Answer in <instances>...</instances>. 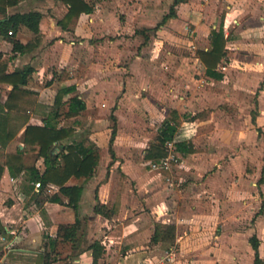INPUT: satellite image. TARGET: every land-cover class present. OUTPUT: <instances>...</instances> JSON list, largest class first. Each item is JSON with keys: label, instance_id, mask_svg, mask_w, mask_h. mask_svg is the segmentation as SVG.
<instances>
[{"label": "crops", "instance_id": "crops-1", "mask_svg": "<svg viewBox=\"0 0 264 264\" xmlns=\"http://www.w3.org/2000/svg\"><path fill=\"white\" fill-rule=\"evenodd\" d=\"M86 1L91 12L65 27L62 0L0 7V22L15 13L42 14L38 35L24 25L15 33L22 50L0 32V263L92 264L97 243L98 264H256L255 236L264 264V0ZM172 8L174 16L163 22ZM220 28L226 52L216 71L223 78L214 79L199 54L210 46V31ZM166 40L172 46L165 51ZM15 71L26 72V82L18 83L24 93L10 97L13 85L4 77ZM229 83L241 96L255 89L250 121L256 144H246L240 128L235 143L202 139L220 134L216 128L187 137L179 123L183 112L196 110L194 123L240 116L239 107L225 113ZM72 97L85 104L76 116L66 115ZM51 115L57 129H73L54 142V157L78 142L93 143L98 152L89 177L66 183L82 186L77 209L57 185L37 190L25 169L12 174L7 165L23 152L26 167L45 171L24 131ZM168 120L177 130L163 145L166 154L147 158ZM177 142L192 151H178ZM169 153L175 158L167 167H152ZM184 168L194 170L186 187L175 177ZM73 224V236L65 238L60 227Z\"/></svg>", "mask_w": 264, "mask_h": 264}, {"label": "trees", "instance_id": "trees-1", "mask_svg": "<svg viewBox=\"0 0 264 264\" xmlns=\"http://www.w3.org/2000/svg\"><path fill=\"white\" fill-rule=\"evenodd\" d=\"M21 0H0V7L3 11L8 6L17 4ZM68 5V12L65 17L60 21V24L65 27L68 23H75L80 14L83 12H91L92 7L88 4L86 0H62ZM184 0H176V2ZM174 16V9L170 10V13L166 15L163 19V22L168 18ZM42 18V14L36 11H31L28 13H15L8 16L5 20L0 22V32L9 36L12 39L14 50H22L23 45H21L15 38V33L21 25L26 26L28 29L33 31L36 35L39 34V24ZM11 32V33H9ZM226 41L224 37L223 28L218 30L210 31V46L207 51L200 52V59L206 66V75L214 79H222L223 74L216 71V66L220 60L224 57L226 52ZM29 46V45H28ZM6 82H10L13 85L10 97L12 94L24 93L18 88V83L26 82V72L15 71L10 76L4 77ZM61 102L56 103V108L53 111L54 114L58 112ZM7 108H13L10 104H7ZM85 109L84 102L77 98L72 97L69 100L68 111L66 115L76 116L82 110ZM53 116H49L48 120H45L43 126L28 125L24 131V141L30 146H35L34 150L37 153V157L41 156L45 160L46 169L41 174L34 164H31L26 167L24 164L23 152H19L11 156L10 160L7 162L10 172L20 173L22 169H25L28 172L29 179L33 182H40L41 187L46 186L49 183H53L60 188L62 194L67 196V204L72 206L74 209L78 208V202L82 193V186H69L66 185L68 180L72 177H89L98 162V152L93 143L85 145L84 142L74 143V145L68 146V152L65 154L59 153L55 157L51 154L52 145L66 137L70 136L73 133L71 128H59L57 129L52 123L51 120ZM254 122V121H253ZM177 130V122L174 120L165 121L162 125L160 133L158 135L157 144L153 145L151 149L147 152L146 157L152 158L154 160L163 157L166 154L165 148L163 147L164 143L167 140L174 138V134ZM258 131L261 130L258 128ZM115 131L112 133L111 142ZM65 147L62 146V150ZM176 149L180 152H190L192 148H188L185 142H177ZM53 156V157H52ZM59 158L63 159V164L58 160ZM264 169V166H263ZM4 167L0 165V178L3 174ZM261 180H263L261 178ZM52 201L62 202L58 197L51 198ZM76 224L61 226L60 229L64 230L65 238H71L76 229ZM171 230L170 233H172ZM157 238V232L154 235V239ZM250 242L256 251V264H259L258 259V240L255 236L250 239ZM93 249V263L98 264V257L101 253V247L94 243L92 245Z\"/></svg>", "mask_w": 264, "mask_h": 264}, {"label": "rangeland", "instance_id": "rangeland-1", "mask_svg": "<svg viewBox=\"0 0 264 264\" xmlns=\"http://www.w3.org/2000/svg\"><path fill=\"white\" fill-rule=\"evenodd\" d=\"M153 33V32H151ZM156 36V35H155ZM150 42H154V40H150ZM163 49L162 50H168L171 45V43H169L167 40L165 41L164 45H163ZM163 54L160 55L159 58H162ZM229 86L225 91V97L227 99L225 104H223L225 106V113H234V111L237 109V107L241 108V110H239L240 112V116L239 117H232V118H224V119H216V118H211V119H207V120H198L194 123V121H190L195 115H196V110L195 112H183L182 113V118H180L179 123L182 129V131H186L187 137L189 136L190 138L193 137L194 133L196 132V129H201L202 132H208L210 130H213L214 128H216V130L219 131L220 134H216L213 136H209L208 134H206L205 136H202V139H204V137H206L207 139H213L215 141L220 140L221 141H229V143H235L236 140V131L238 132L239 128L243 129L244 131V135H245V143L246 144H256V142L254 141V139L251 140L252 138V132L251 130L253 129L251 121H250V112L254 111V92L255 89L254 88H246V90H244L245 94L243 96H241V92L242 89L237 88V87H233L232 83H229ZM197 91H203L204 89H200V86H198V88H196ZM183 90L188 91L187 88L183 87ZM191 90H194L191 88ZM228 91V92H226ZM237 92V93H236ZM238 99L239 104L238 106H236V100ZM222 106V105H221ZM199 109V108H198ZM198 111V110H197ZM202 111V113H198L197 115L202 116L204 111ZM194 115V116H193ZM146 118V117H145ZM113 121V119H112ZM145 121H149V118H147ZM185 121V123H184ZM187 121V122H186ZM191 122V123H190ZM183 123V124H182ZM143 125L142 122H140V120H137V127L138 129H140V126ZM143 129H145V127H142ZM220 131H224V135H221ZM240 131V130H239ZM184 133V132H183ZM218 138V139H217ZM194 171V170H193ZM192 170H188L184 168L183 172H177V170H175V177H176V181H179L182 183L183 186L186 187V183L190 181V177H194V173ZM182 176V178L180 179L179 177ZM180 179V180H179ZM4 253L3 250H1L0 248V257L2 256V254ZM0 264H9V262H3Z\"/></svg>", "mask_w": 264, "mask_h": 264}, {"label": "built area", "instance_id": "built-area-1", "mask_svg": "<svg viewBox=\"0 0 264 264\" xmlns=\"http://www.w3.org/2000/svg\"><path fill=\"white\" fill-rule=\"evenodd\" d=\"M9 33H11V32H9ZM169 146H170V148L173 149V146H172L171 143H169ZM174 158H175L174 154L173 153H169V155L166 158H164L163 160H161V162H159V163H155V162L152 163V167H154V168H157L159 166H161V167L162 166L167 167L169 165L170 161L173 160ZM40 186H41V183L40 182H36L35 183V187H36L37 190L40 188Z\"/></svg>", "mask_w": 264, "mask_h": 264}]
</instances>
